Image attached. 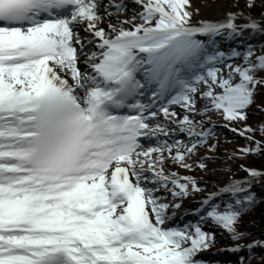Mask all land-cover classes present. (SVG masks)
I'll return each mask as SVG.
<instances>
[{
	"label": "snow or ice",
	"instance_id": "obj_1",
	"mask_svg": "<svg viewBox=\"0 0 264 264\" xmlns=\"http://www.w3.org/2000/svg\"><path fill=\"white\" fill-rule=\"evenodd\" d=\"M135 3L142 11L122 19L124 0H0V264H202L198 254L213 246L199 224L167 226L180 204L156 193L201 189L165 174V154L191 167L187 156L210 135L191 116L199 100L205 112L247 120L264 88V55L249 48L232 64L209 46L243 32L235 14L193 24L191 0ZM247 27L264 32V23ZM89 44L99 51L86 52ZM173 105L189 115L179 118ZM161 114L197 143L143 148L141 137L169 135L153 123ZM222 191L238 198L207 215L239 240L237 224L255 196L240 181Z\"/></svg>",
	"mask_w": 264,
	"mask_h": 264
},
{
	"label": "trees",
	"instance_id": "obj_2",
	"mask_svg": "<svg viewBox=\"0 0 264 264\" xmlns=\"http://www.w3.org/2000/svg\"><path fill=\"white\" fill-rule=\"evenodd\" d=\"M250 0H204V4H196L193 7V14L201 15L205 11H210L213 7H220L229 14L257 19V23H264V0H255V6H248ZM243 32L240 35L229 36L225 34L230 44L245 54L252 48L255 56L264 55V32L253 30L249 27H240ZM255 58V57H254ZM243 62L235 63L241 64ZM239 127L244 131L247 128L254 129L253 132H246L245 135L228 132L223 142L222 154L216 156L217 163L211 166L208 172V183L213 187L224 184L233 179L249 178L247 169L257 170L264 173V148L261 151L245 154L242 149L255 148L256 142L264 145V88H260L255 96L254 103L247 110V120L237 121ZM252 137V139H248ZM197 185L203 191L206 189L201 179ZM197 184V183H196ZM250 192L255 196V203L246 207L237 224V231L242 234L239 240L233 239V234L223 228L224 238L231 244L244 245L245 254H238L237 259L224 263H204V264H262L264 263V176L251 178L246 184ZM212 187V188H213ZM199 191V192H200ZM194 197L195 191L191 188ZM238 197L229 195L220 199L216 206L221 208L234 202ZM239 198H243L240 194ZM215 242L211 248L205 252L213 250L219 242V237L214 235ZM204 252V251H203ZM201 253V252H200ZM199 253V254H200ZM198 254V255H199Z\"/></svg>",
	"mask_w": 264,
	"mask_h": 264
},
{
	"label": "rangeland",
	"instance_id": "obj_3",
	"mask_svg": "<svg viewBox=\"0 0 264 264\" xmlns=\"http://www.w3.org/2000/svg\"><path fill=\"white\" fill-rule=\"evenodd\" d=\"M106 2V0H105ZM124 3L127 5V10L121 14V17H124L126 12H129L130 17L141 11V8L139 5L135 3V0H124ZM196 4H204V0H191V7L188 9L192 13L193 7ZM110 11H114V9H110ZM219 16H229V13L227 11L222 10L220 7H213L210 11H205L201 15L193 14L192 16V23L198 24L201 21H215ZM235 23L239 26L246 23L245 17L243 16H237L236 15ZM109 17L105 16V19L103 23L101 24L102 27L107 26V21H109ZM139 22V21H137ZM108 30V29H107ZM106 30V31H107ZM225 33L222 36L215 37L214 40L215 44H210L209 46L213 48L214 50L224 51L226 56L229 57L228 63H238L243 61L242 54L235 46L234 44H230L224 37ZM208 41V40H207ZM218 43V44H217ZM95 44H89L85 51L91 54V52H98V49L95 48ZM233 50H237L241 53L240 57H231V52ZM81 67H85L83 65V57H81ZM90 71V69H88ZM238 82V77H237ZM206 102L203 100H199L197 103V108L200 110L199 114L193 113L191 114L192 118H194L198 122V126L196 131H201L204 127L210 126L211 132L208 136L206 142H199L198 148L195 151L194 154H191L187 156L186 162L191 167H183L180 164L173 163L171 158L166 155V159L164 162V171L165 174L171 175L176 174L178 177L181 175H186L189 178H194L197 185H200L201 179H203V184L206 187L205 190L194 193L195 197L191 198L188 195L183 197H173L171 195V192L165 189H161L159 192L156 193L157 196H160L164 199L165 202H168L170 204H180V208H173L171 211H169L168 216L169 219L167 220V226L171 228H180L183 229L188 226H195L199 224L203 230L212 233L219 237V242L216 244L215 248L209 252H201L198 255V259L202 262V264L206 263H224V262H230L237 259L238 254H245L246 253V247L244 245L240 244H231L229 243L223 236V228L219 225H216L214 221H212L207 213L208 211H211V208L216 206V200H213L209 203H205L204 198L206 197L208 191L211 190L213 187L210 183H208V170L211 166L216 165L217 160L216 156L222 154L223 152V142L225 140V135L229 132V129L226 127L221 126L223 122H228L230 125L236 126V128L239 131V126L236 122H231L228 120H225L220 112L216 111H210L205 112ZM178 116H181L182 119L183 115H189L188 112H182L178 113L176 112ZM153 123H161L169 128V134L174 135L177 138V142H182L185 145L190 146L192 143H197V139L195 137L190 136L186 132L179 131L178 124H172L169 121H166L162 118V114L158 116ZM177 125L176 129L171 131L172 128H174ZM233 133H238L237 131H233ZM162 138H166L167 136H161ZM153 138H158V136H155ZM163 141H160L159 143L156 141H150L147 139L146 141L142 142L143 148H149V147H157L159 146ZM168 144H173L171 141H167ZM175 152V150H174ZM205 164L206 167L201 168L200 164ZM151 187L152 185H148ZM221 186V185H220ZM172 185H169V188H171ZM214 189H217L216 187H213ZM222 196L218 197L221 198ZM174 213V214H173ZM207 221V222H205ZM238 249V250H236ZM264 264V263H262Z\"/></svg>",
	"mask_w": 264,
	"mask_h": 264
},
{
	"label": "bare ground",
	"instance_id": "obj_4",
	"mask_svg": "<svg viewBox=\"0 0 264 264\" xmlns=\"http://www.w3.org/2000/svg\"><path fill=\"white\" fill-rule=\"evenodd\" d=\"M121 18L122 19L130 18L129 12H126L125 16L121 17ZM221 18H222V16H219V18H217L214 22H218ZM110 22H111L110 20L107 21V23H110ZM104 27H105V30H107V26H104ZM77 31L79 32L80 36L83 37V38H87V39H91L92 38L91 34L86 33L83 29H78ZM204 40L207 42L208 39H204ZM171 110L175 111V112H178V113L186 112V110H184L183 108H181L178 105H173ZM178 117L180 118L181 116H178ZM176 127H177V125L174 128H172L171 131L175 130ZM161 136H163V135H159L158 138H153L155 136H153V137H142V141L144 142L147 139H149L150 141H156L158 143L160 141H165V140L166 141L169 140V141H171V143H176V141H177V138L174 135H170L169 134L166 138H162Z\"/></svg>",
	"mask_w": 264,
	"mask_h": 264
}]
</instances>
